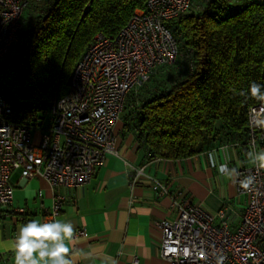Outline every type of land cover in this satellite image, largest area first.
<instances>
[{
    "label": "built area",
    "instance_id": "obj_1",
    "mask_svg": "<svg viewBox=\"0 0 264 264\" xmlns=\"http://www.w3.org/2000/svg\"><path fill=\"white\" fill-rule=\"evenodd\" d=\"M252 2L264 0H228L227 4ZM193 5L194 0H147L115 35L98 34L43 119L23 118L24 111L0 93V210L13 200L11 176L18 172L24 180L39 178L48 184L52 204L43 225L56 224L69 192L88 184L105 157L116 153L114 128L128 94L147 83L157 68L175 64L179 43L169 23L189 13ZM27 6V0H0V70L18 41ZM202 8L200 1L196 10ZM247 117L249 163L230 170L236 196L245 199L238 225L230 228L225 205L211 213L183 201L180 193L170 196L176 217L155 224L161 232L159 256L170 264H264V166L258 159L264 142V102L252 105ZM34 129L40 131L37 145L31 143ZM228 171L223 166L220 173ZM142 176H146L143 168H131L130 187ZM250 176L255 181L244 189L242 183ZM147 178L155 198L168 194L154 178ZM85 235L80 228L73 238ZM137 263L133 257L126 264Z\"/></svg>",
    "mask_w": 264,
    "mask_h": 264
},
{
    "label": "trees",
    "instance_id": "obj_2",
    "mask_svg": "<svg viewBox=\"0 0 264 264\" xmlns=\"http://www.w3.org/2000/svg\"><path fill=\"white\" fill-rule=\"evenodd\" d=\"M27 1L17 54L1 64L0 93L35 120L67 89L95 36L115 35L147 0ZM200 1L202 9L169 23L182 44L170 67L181 64L182 74L167 87L145 86L134 111L136 134L153 158H189L232 138L244 139L246 150L248 110L264 102L249 95L252 82L264 93V3Z\"/></svg>",
    "mask_w": 264,
    "mask_h": 264
},
{
    "label": "crops",
    "instance_id": "obj_3",
    "mask_svg": "<svg viewBox=\"0 0 264 264\" xmlns=\"http://www.w3.org/2000/svg\"><path fill=\"white\" fill-rule=\"evenodd\" d=\"M137 104L138 98L127 96L114 128L116 153L105 157L88 184L69 192L70 199L56 222L59 238L40 241L46 248L33 254L38 264H46V261L50 264L51 258L41 259L38 252L51 251L57 244L70 249L67 258L72 264H126L133 257L137 258V264H170L159 256L161 232L155 224L176 217L170 196L178 193L183 201L200 205L211 213L225 205V219L230 228L238 225L245 199L236 196L230 170L238 163H249L244 139L223 140L185 159L153 158L135 131ZM209 159L213 166L208 163ZM221 165L229 171L220 173ZM131 168H143L146 175L133 187L128 178ZM148 176L163 185L168 194L155 198ZM11 179L13 200L0 223V264H14L15 252L11 249L19 229L29 221L43 226L46 210L52 204L53 192L44 180L27 181L18 172H14ZM38 192H41L40 197ZM65 225L72 227L73 234L83 228L86 235L69 238L62 231Z\"/></svg>",
    "mask_w": 264,
    "mask_h": 264
},
{
    "label": "clouds",
    "instance_id": "obj_4",
    "mask_svg": "<svg viewBox=\"0 0 264 264\" xmlns=\"http://www.w3.org/2000/svg\"><path fill=\"white\" fill-rule=\"evenodd\" d=\"M249 95L254 98L264 100V93L260 92L259 86L252 82V86L249 88ZM261 162H264V153L258 156ZM208 163L213 166V162L209 159ZM261 166H264L262 163ZM219 171H223V165L220 166ZM255 181V177L250 176L246 178V182L242 183L244 189H248ZM86 223V221H85ZM58 225L50 224L38 227L35 221H29L21 226L19 229V236L15 242L14 248V264H38V260L33 258V254L37 253L38 249L46 248V245L40 243L45 239H58L59 232ZM65 235L69 238L72 237V227L65 225L62 229ZM70 249L63 244H57L51 251L41 250L38 255L41 259L44 257H50V264H72L70 259L67 258ZM46 264L49 262L46 261Z\"/></svg>",
    "mask_w": 264,
    "mask_h": 264
},
{
    "label": "rangeland",
    "instance_id": "obj_5",
    "mask_svg": "<svg viewBox=\"0 0 264 264\" xmlns=\"http://www.w3.org/2000/svg\"><path fill=\"white\" fill-rule=\"evenodd\" d=\"M199 2H200V0L194 1V5H193L194 8H196V6L199 5ZM28 16H29V13L27 10H25V12L22 16V20H21L22 29H24L27 25ZM181 45L182 44L179 41V46L181 47ZM16 54H17V51H16V47L14 44L13 47L11 48L10 52L8 53V55L2 60L1 64H4V62L6 61V59L8 57L15 56ZM179 65H181V64H178L174 67H169V68H166V67L165 68H157L155 70L154 74L152 75V77L150 78V80L145 85H142L141 87L136 88L135 89L136 91L134 90V92L132 91L128 95L135 96L138 99H143L144 98V94L142 92L143 88L150 87V86L154 87V85H159L158 82H162V84L166 87L169 86L174 81L175 76L182 74V69L180 68ZM152 80H153V82H152ZM39 137H40V131L39 130L34 129L31 131V143L32 144L37 145L38 141H39ZM261 153H264V150H260L259 155ZM15 176H16V174H15ZM11 184H12V181H11Z\"/></svg>",
    "mask_w": 264,
    "mask_h": 264
}]
</instances>
